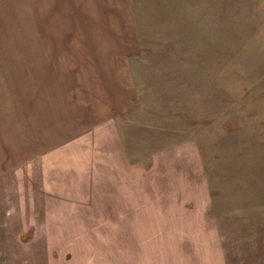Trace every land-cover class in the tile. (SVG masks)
Returning <instances> with one entry per match:
<instances>
[{"label":"rangeland","instance_id":"rangeland-1","mask_svg":"<svg viewBox=\"0 0 264 264\" xmlns=\"http://www.w3.org/2000/svg\"><path fill=\"white\" fill-rule=\"evenodd\" d=\"M102 182L264 264V0H0V264L128 251Z\"/></svg>","mask_w":264,"mask_h":264},{"label":"crops","instance_id":"crops-1","mask_svg":"<svg viewBox=\"0 0 264 264\" xmlns=\"http://www.w3.org/2000/svg\"><path fill=\"white\" fill-rule=\"evenodd\" d=\"M113 183H94L92 187L97 190L95 194H101L103 197L107 193L103 191L104 189L113 190L112 194L109 192L104 199L97 200L100 206L97 208L103 210L109 205V211H113L112 220L124 217L126 228H121L124 232L116 227L117 231L106 230L105 233L107 236H116L115 238L124 237L115 241L126 244L129 250L125 251L124 248L121 250L122 254L127 256L126 261L120 258L121 252L117 250L115 244L113 248L108 246L109 250L105 248L92 250V252L98 251L97 264H228L222 245V235L215 218L206 217V215L196 216L195 208L191 216H186L185 207L182 206L177 208L179 215L182 214V216H177L176 227L170 228V221L167 222L166 216L165 220L163 219L168 205L165 199L148 197L146 192L141 193L135 190L130 192L132 187H126L121 182L117 186ZM107 196L112 197L107 198ZM83 204L87 206L88 201ZM192 204L189 207H192ZM85 208L83 207L82 210ZM94 212L96 213L94 217L98 220L101 216L109 215L101 213L99 209H94ZM82 220L91 219L85 213ZM174 229L176 232L172 231ZM88 231L90 230L86 229L85 236L89 235ZM175 236L176 238H173ZM80 252H82L81 259H85L84 253L87 249H82Z\"/></svg>","mask_w":264,"mask_h":264}]
</instances>
